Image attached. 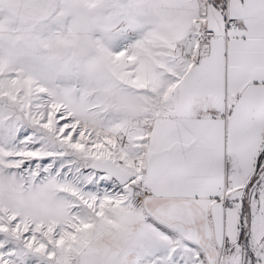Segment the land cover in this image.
Instances as JSON below:
<instances>
[{
  "label": "snow or ice",
  "instance_id": "6c2138e0",
  "mask_svg": "<svg viewBox=\"0 0 264 264\" xmlns=\"http://www.w3.org/2000/svg\"><path fill=\"white\" fill-rule=\"evenodd\" d=\"M0 264H264V0H0Z\"/></svg>",
  "mask_w": 264,
  "mask_h": 264
}]
</instances>
